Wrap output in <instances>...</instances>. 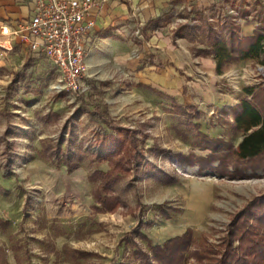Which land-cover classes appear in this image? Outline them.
<instances>
[{
    "label": "rangeland",
    "instance_id": "374dc122",
    "mask_svg": "<svg viewBox=\"0 0 264 264\" xmlns=\"http://www.w3.org/2000/svg\"><path fill=\"white\" fill-rule=\"evenodd\" d=\"M136 39L144 40V33ZM128 54L125 64L140 55L136 48ZM161 55L163 63L150 50L145 69L123 70L104 53L99 64H86L89 89L80 97L60 90L56 68L44 56L48 73L9 55L13 64L0 79V264H112L118 248L120 262L133 260V250L120 241L141 223H151L143 232L152 243L179 227L193 231L196 247L207 240L218 248L234 218L264 194V155L237 157L243 135L231 107L247 97L244 88L255 87L264 113V57L229 63L213 75L209 64L202 68L188 54L175 63L170 53ZM139 83L197 106L200 117L172 111V100ZM92 102L96 108L83 114ZM102 117L135 130L142 154L113 185L121 205L96 213L102 181L92 174L111 167L93 157L102 139L115 135ZM80 153L79 166L68 169L65 155ZM135 239L148 250L146 241ZM188 264H197L193 255Z\"/></svg>",
    "mask_w": 264,
    "mask_h": 264
},
{
    "label": "trees",
    "instance_id": "16d2710c",
    "mask_svg": "<svg viewBox=\"0 0 264 264\" xmlns=\"http://www.w3.org/2000/svg\"><path fill=\"white\" fill-rule=\"evenodd\" d=\"M186 18L187 22L181 23L175 34L194 45L203 46L204 49L197 50L198 54L213 56L218 74H222L223 68L229 63L261 60L264 57V24L254 36L243 37L239 25L232 20L224 21L218 28L204 14L196 18L187 15ZM256 91L255 87L244 88L243 92L247 97L241 100L240 110L233 108L235 127L243 135L237 150V157L241 160H254L264 155V113L259 107L257 101L259 96ZM155 92L172 100V111L186 115L191 113V117L194 118L200 117L196 106L181 105L173 97L159 91ZM248 97H251V100H248ZM102 119L115 135H106L102 139L100 152L93 157V163L101 165L108 162L111 167L109 172L97 169L92 174V180L99 177L102 181L95 191L96 203L100 204L92 208L96 213L113 211L121 205L118 196L113 194V185L120 180V174L131 170L132 159L139 163L142 154L139 151L135 130L114 125L104 117ZM71 141L68 150H71L74 144L73 140ZM46 150L56 151L58 148L46 147ZM124 152L130 155L132 152L135 153L129 159L122 155ZM83 156H85L83 153L78 154L76 158L65 155L64 161L68 169L78 167ZM251 220L255 224H251ZM151 226V223H141L120 241V247L127 244L133 250V260L120 262L118 248L112 264H188L191 255L197 264H264V194L254 198L250 205L234 218L229 236L218 248L208 244L207 240L203 245L196 247L198 244L195 245L192 230H187L183 235L171 238L163 244L153 245L143 232ZM136 236L146 241L148 250L140 246L135 239Z\"/></svg>",
    "mask_w": 264,
    "mask_h": 264
},
{
    "label": "crops",
    "instance_id": "0c3cea01",
    "mask_svg": "<svg viewBox=\"0 0 264 264\" xmlns=\"http://www.w3.org/2000/svg\"><path fill=\"white\" fill-rule=\"evenodd\" d=\"M98 1H102V3L92 13V18L95 20L94 42L85 50L87 66L89 64L95 66L98 62L100 63V58L104 53H107L114 61H118L120 69L141 67L140 69L142 70L145 69L143 60L150 54L151 50V52L154 53L156 51L159 54L158 60L160 59V63L164 62L161 54L170 53L172 55L170 63H175L177 57L188 54L189 58L201 64L202 68L209 64L208 69L213 75H221L217 73L214 57L213 60H210L212 63H207L205 59L212 56L198 54L197 50L204 49L203 46L194 45L175 34L176 28L181 23L187 22L186 16L191 15L192 18H196L198 15L204 14L210 18L212 23H214L215 18H218L219 25H222L226 20H232L239 25L241 36L243 37L254 36L255 32L264 24V0ZM30 2L31 0H0V79L4 78L3 72H6V67H9L10 62L12 63L9 55H21L24 59L23 61L28 63V65H35L38 71L44 73L51 71L50 63L45 64L43 56H34L20 38H10L2 34V28L5 26H14L29 18ZM180 18L184 19L182 20L183 22L180 21ZM140 28L142 33H144L145 39L139 40L137 43L134 40L139 37L137 32L140 31ZM134 48L138 49L139 57L136 59L129 58V62L125 64L126 61L124 60H127L128 56L130 57L128 52L134 50ZM151 65L153 66V63ZM27 72L30 73V68H27ZM135 86L154 93H156L155 91L162 92L143 83ZM92 98L94 97L92 96ZM237 100L239 101V99ZM240 102L232 104L231 107L240 110ZM93 107L94 109L96 108L93 102L86 104L82 113H90V109ZM107 119L109 121L115 120L110 117ZM184 232L185 229L178 227L170 231L169 234H157L159 237L154 240L153 245L163 244L171 238L183 235ZM144 234L147 235L146 232ZM148 238L151 240L149 236Z\"/></svg>",
    "mask_w": 264,
    "mask_h": 264
},
{
    "label": "built area",
    "instance_id": "2783aa9c",
    "mask_svg": "<svg viewBox=\"0 0 264 264\" xmlns=\"http://www.w3.org/2000/svg\"><path fill=\"white\" fill-rule=\"evenodd\" d=\"M101 3L98 0H31L29 18L14 26H5L2 34L20 38L34 56L47 58L56 68L60 90L80 97L89 89L85 50L94 42L92 13Z\"/></svg>",
    "mask_w": 264,
    "mask_h": 264
}]
</instances>
